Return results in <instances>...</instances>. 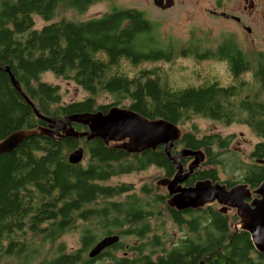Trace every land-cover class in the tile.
I'll use <instances>...</instances> for the list:
<instances>
[{"label": "trees", "instance_id": "16d2710c", "mask_svg": "<svg viewBox=\"0 0 264 264\" xmlns=\"http://www.w3.org/2000/svg\"><path fill=\"white\" fill-rule=\"evenodd\" d=\"M97 1L0 0V63L10 67L28 98L43 114L56 118L122 107L152 120H169L181 129L196 115L226 125L246 124L260 138L251 152L252 163H243L230 148L231 136H198L194 125L183 131L174 148L205 153L202 164L208 167L197 168L185 181L187 185L220 180L218 166L224 167V154L232 153L237 157L235 169L242 172L240 181L257 188L264 181L263 54L253 62L231 36L215 50L200 52L192 43L180 51L183 56L225 61L234 83L212 80L176 86L157 65L177 57L174 45L162 42L157 24L142 10L115 7L82 20H53L63 8L83 14ZM35 16L48 23L36 28ZM125 63L138 69L129 74ZM249 71L258 92L250 93L255 87L241 78ZM46 72L72 81L87 95L63 103L59 86L42 79ZM103 94L111 97L112 104L98 101ZM41 125L46 122L36 116L8 73L0 70V141L16 130ZM81 144L88 155L86 164L69 163L68 152ZM181 161L185 165L189 159ZM151 165L164 168L167 177L176 171L163 145L129 153L100 138L36 135L1 154L0 264H96L105 256L110 264H197L202 259L206 264H264V253L254 247L250 233L232 229L228 214L212 205L179 211L167 204L169 194L153 193L150 186H142L140 193H128L131 187L127 184L104 183ZM224 182L229 187L237 184L229 179ZM125 193V199L119 198ZM159 205H165L170 219L185 231L171 247L157 231L166 226ZM157 215L163 220L154 227L151 219H158ZM92 218L99 221L105 235L130 234L141 241L127 246L119 240L91 258L89 251L101 235L94 225L84 226L81 248L68 251L60 238L77 230L79 220Z\"/></svg>", "mask_w": 264, "mask_h": 264}, {"label": "rangeland", "instance_id": "374dc122", "mask_svg": "<svg viewBox=\"0 0 264 264\" xmlns=\"http://www.w3.org/2000/svg\"><path fill=\"white\" fill-rule=\"evenodd\" d=\"M216 1L217 0H175V4L172 7L160 9L154 5L153 0H99L92 4L83 14L63 8L58 11L57 16L53 20L62 18L67 20H82L108 12L115 7L142 10L150 20L157 24L162 42L165 45L169 43L173 44L176 50L177 57L173 61L157 64L158 68H161L165 79L167 78L171 84L182 87L188 85H201L212 80H217L222 85H229L234 83V78L225 61L216 59L200 60L193 58L194 56H183L180 51L190 47V45L192 46V43L198 47L200 52L210 49L215 50L225 38L231 36L253 62L256 61L260 53H262L264 57V0H222V7L216 5ZM251 1L255 4L253 8L250 7ZM246 6L248 7L247 9ZM221 9L231 14L242 16L245 23L251 26L250 30L236 27V25L222 20L221 17L218 16ZM35 22L36 28H41L48 23L39 16H35ZM154 65L155 64H152L149 67H153ZM124 67L129 74L138 69L130 67L126 63ZM241 78L255 87L250 90V93L258 92V84L256 85L254 75L251 71L244 73ZM42 79L50 84L59 86L60 93L63 97V103L81 100L87 95L81 87L63 77L56 76L54 73L46 72L42 75ZM262 97L264 98V91L262 92ZM98 101L100 103L112 104L111 97L105 94L99 96ZM193 125L198 129V136L210 133L231 136L232 142L230 148L237 152L238 158L245 164L254 161V159L251 158V152L256 143L260 141V138L248 125L242 123L226 125L196 115L191 121L187 122L182 129L184 132L189 131ZM116 144L117 143L111 142L109 145ZM182 148L183 147L174 148V151L179 152ZM87 156L88 155L83 159L84 164H86L88 160ZM224 158V167L218 166L220 177L218 182L227 185L224 181L229 179L237 182L235 185H245L244 182L240 181L242 172L235 169V160L237 157L232 153H227L224 154ZM190 162L191 159L189 158V161L186 162V166ZM206 167H208V165L205 166L201 164L199 166L200 169ZM164 178H168L165 176L164 168L151 165L142 170H134L129 173L113 176L104 183L114 186L127 184L131 187L128 193H140L142 186L147 185L152 187L153 193L166 195L168 194L167 187L157 185V182ZM250 193L252 194L249 201L259 197V195L254 193V189L252 188L250 189ZM126 196L127 194L125 193L119 198L125 199ZM211 205L217 210L223 207L217 201L211 203ZM159 209L163 211L162 217L165 219L166 226L164 228L158 226L160 230L157 231L159 235H163V240L166 241L167 247H171L172 244L180 241L185 231L170 219V214L166 210L165 205L162 207L159 205ZM226 213L230 217V226L232 229H241L245 226L241 216L239 217L235 208L228 209ZM157 217L158 219H151V223L154 227L160 223V220H163V218L159 219L160 216L157 215ZM78 225L79 228L77 230L67 231L60 238V241L65 243L68 251L81 248V230L84 226L91 227L94 225V227H97L96 233L101 235L100 238L105 236V229L101 227L99 221L94 218H92V221L79 220ZM120 237V241L127 246L138 244L141 241L138 237L130 234ZM121 253L122 251L119 252V254ZM110 263L111 261L107 256L98 258L96 261V264Z\"/></svg>", "mask_w": 264, "mask_h": 264}, {"label": "water", "instance_id": "95a60500", "mask_svg": "<svg viewBox=\"0 0 264 264\" xmlns=\"http://www.w3.org/2000/svg\"><path fill=\"white\" fill-rule=\"evenodd\" d=\"M153 2L160 9H168L174 4V0H153ZM0 70L8 73L14 87L32 105L36 116L46 122V125H41L37 129H19L10 133L0 141V155L14 151L24 140L36 135L85 137L87 140L100 138L107 145L111 142L117 143L112 146L129 153L155 150L159 145H163L166 156L174 163L176 170L172 177L157 182V185L167 187L170 195L167 204L179 211L202 208L215 201L223 206L219 209L222 213L235 208L245 224L242 229L250 233L254 247L264 253V181L254 189V193L259 197L252 201H249L251 188L246 183L228 187L218 181L199 180L194 185L186 186L185 181L204 162L205 153L201 149L187 147L182 148L178 153L172 152L176 142L183 136V130L179 125L166 119L152 120L134 110L122 107H112L108 112L99 110L76 113L63 118L50 117L43 114L28 98L8 65L0 63ZM74 124L85 125L88 130H77ZM85 152L84 146L81 145L69 151L67 154L69 163H81L85 158ZM182 158H190L191 162L185 166L181 161ZM119 240L118 234L103 236L92 246L89 257L99 256ZM197 264H206V261L202 259Z\"/></svg>", "mask_w": 264, "mask_h": 264}, {"label": "flooded vegetation", "instance_id": "af4514ba", "mask_svg": "<svg viewBox=\"0 0 264 264\" xmlns=\"http://www.w3.org/2000/svg\"><path fill=\"white\" fill-rule=\"evenodd\" d=\"M174 4H175V0H174ZM173 4V5H174ZM216 5H218V6H221L222 5V0H217L216 1ZM255 6V4H254V2L253 1H251V8H253ZM222 7V6H221ZM248 7L246 6V9H247ZM219 17H221V19L222 20H224V21H227V22H230V23H232V24H234V25H236V27H240V28H242V29H245V30H250V28H251V26H249V25H247L246 23H245V20H244V18L242 17V16H239V15H236V14H231L230 12H227L226 10H222L221 9V12L219 13V15H218ZM82 126H84V127H87V126H85V125H82ZM81 128V129H80ZM79 129L76 127V129L77 130H80V131H84V130H88V127H87V129L85 128H82V127H80ZM58 130V129H57ZM62 130H59V132H61ZM189 159V158H188ZM185 166H186V164H185ZM174 175V174H173ZM172 177V176H171ZM184 185H186V186H188L187 184H185L184 183Z\"/></svg>", "mask_w": 264, "mask_h": 264}]
</instances>
